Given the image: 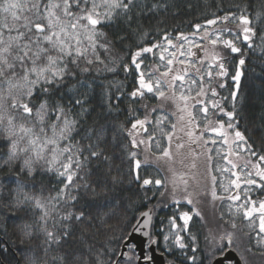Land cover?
Listing matches in <instances>:
<instances>
[{
    "label": "snow or ice",
    "instance_id": "6c2138e0",
    "mask_svg": "<svg viewBox=\"0 0 264 264\" xmlns=\"http://www.w3.org/2000/svg\"><path fill=\"white\" fill-rule=\"evenodd\" d=\"M157 7L155 3L149 5L148 0H0V170L9 173L0 180V207L12 212L8 219L17 229L13 233L20 244L16 251L23 255L24 264H140L141 259L144 264H156L152 251L154 247L160 249V236L164 241L160 251L163 264H237L226 255L236 246L234 231L206 236V247L201 251L190 226L194 216L203 219L195 206L180 211L178 216H169L167 225L161 221L158 231H154L153 209L140 212L130 232L120 237L127 252L107 244L97 247L82 238L77 243L72 229L73 222L91 223L90 214L86 217L83 211L74 210L81 190L95 201L122 186L125 160L128 176L134 175L139 181L142 165L150 166L153 155L156 161H173L172 144L177 150L184 149L186 137L191 167H197L196 160L206 150L211 175L213 156L208 145L217 144L213 136L222 138L220 143L228 146L222 158L231 164V169L217 167L215 171L230 172L234 179L228 186L221 180L220 187L228 193L223 196L216 190L217 177L211 175V197L231 202V219L226 222L231 229L237 228V216L248 222L250 232L245 235L260 249L264 264V199L257 201L250 195L253 189L264 191V155L238 130V121L233 124L234 112H225L221 102L214 99L217 86L225 87L219 81L228 76L229 54H241L231 77L237 88L241 66L246 62L245 50L264 57V0H256L255 4L249 0L239 16L229 10L223 16L213 14L214 18L205 20L204 25L194 24L192 36L199 42L179 33L176 40L183 42L174 43L167 31L160 40L148 42L150 33L140 22ZM232 21H238L236 30L217 27ZM113 28L117 31L110 38L106 30ZM201 31L203 35H198ZM185 43L189 45L187 50ZM118 45L127 48L130 64L117 51ZM193 48L205 55L197 56ZM157 53L158 62L148 71L143 70L147 56L155 60ZM132 66L137 73L132 91L125 93L115 81L103 82L108 80L106 74L118 76L121 70L128 74ZM97 96L108 117L114 113L119 116V102L127 97L126 120L116 124L107 118L102 122L97 119L85 128L83 121L93 111L90 105ZM231 97L235 102L237 91H232ZM149 99L157 103L149 106ZM136 104L144 109L143 118ZM169 104L174 111L168 110ZM217 110L228 117L227 123L211 118ZM163 140L168 146H162ZM106 146L113 149L111 155L106 154ZM216 151L219 154L221 150ZM241 153L255 157V162L248 159L239 167L229 159ZM92 161L106 163L103 178L92 179ZM169 171L171 177L143 180L139 190L145 192V199L146 186L154 183L156 191L163 188L161 197L182 206L177 196L183 184V200L193 204L188 181L181 178L177 182L175 171ZM49 174H54L62 186L55 196L37 195V177ZM98 206L106 205L101 202ZM36 210L40 212L38 217ZM30 215L33 219L28 222ZM137 233L146 238L140 256L135 255L137 245L131 242ZM35 241L39 243H30ZM237 250L238 264H251L245 253L255 255L252 247Z\"/></svg>",
    "mask_w": 264,
    "mask_h": 264
},
{
    "label": "trees",
    "instance_id": "16d2710c",
    "mask_svg": "<svg viewBox=\"0 0 264 264\" xmlns=\"http://www.w3.org/2000/svg\"><path fill=\"white\" fill-rule=\"evenodd\" d=\"M251 2L255 4L256 0H251ZM148 3L149 5L155 3L158 7L140 22L143 30L150 33L147 37V41L156 42L160 40L163 32L167 31L170 33L173 42H176V37L179 33H183L185 36H191L195 31L193 25L197 23L204 25L205 20L214 18L213 14L223 16L225 12L230 10L239 16L240 10L249 3V0H148ZM226 25L236 30L238 21H232ZM226 25L220 24L219 27H226ZM106 31H109L110 38H114L112 33L117 31V29L113 28ZM157 33H159V35H157ZM125 43L135 44V41H126ZM239 46L244 47V45ZM121 49H123V51H121ZM132 50L134 51L135 48L133 47ZM117 51L120 55L125 56L126 62L130 64L131 58L127 55V48L124 45H118ZM158 55L159 53H157V58L154 60L149 54L145 59L144 65H142V69L148 71L153 67L158 62ZM240 58V53L229 54L226 63L228 76L220 78L219 81L225 83V87L219 88L217 86L218 95L214 99L221 102V107L224 108L225 112H234L235 119L232 121L233 124H237L238 121V130L245 135L248 142L254 146L256 151L264 155V57L252 55L245 50L244 58L246 62L241 66L242 75L239 87L237 88L231 77L235 75ZM106 75L108 76V80L103 81L104 83L115 81L122 87L125 93L132 91L135 87L137 73L134 66L131 67L128 74H125L121 70L118 76H113L112 74ZM234 90L237 91L235 102H233L231 97V93ZM97 91L99 92V89H97ZM115 94L116 90L115 87H113V99L115 98ZM146 103L152 106L157 102L154 99H149ZM100 104L101 99L97 96L90 105L93 111L87 115L83 121V126L85 128L90 126L97 119H100L102 122L107 118L119 124L128 117L129 102L127 97L119 102L118 117L115 113L113 116L108 117L106 111L102 112ZM135 107L140 109L139 116L143 118L145 114L144 109L140 104H136ZM211 117L214 120H221L225 123L228 122V117L218 110L214 115H211ZM149 130L150 132L152 131L151 126ZM76 139H79V137ZM165 141L166 140L162 141V146H164ZM87 143L86 140L83 142L85 147ZM115 151L117 155L120 154L119 148H116ZM153 151L154 153L156 152L155 147H153ZM105 152L107 155H111L113 149L106 146ZM85 155H87V152H85ZM143 155L144 153L141 151L142 160ZM245 155L248 159L255 162V157L250 158L248 154ZM154 157L155 155L152 157L150 166L142 165L139 171V181L134 180V175L133 177L128 176L129 164L125 160L121 168L124 174L123 185L117 186L115 190L110 191L99 200L94 201L90 194L86 195L83 190H81L80 198L78 202L74 204V210L77 212L83 211L86 217L90 214L91 223H88L87 220L84 224L72 223L74 239L77 243H79L82 238L97 247L107 244L109 247L120 251L122 246L120 241L121 235L129 232L131 225L136 220L135 217H138L140 212L149 208L153 209L154 231H158L161 227V221L167 225L169 216L174 213L178 216L180 211H189L191 209V207L184 204L182 206L173 204L168 197H161L160 192L163 191V188L156 191L154 183L146 186L148 199H145V192L139 190L143 180L151 179L154 181L155 179H163L162 171L155 162ZM118 162L119 161H117V163ZM89 167L92 172V179L96 180L103 178L107 165L103 161H92ZM8 175L7 169L0 170V180H4ZM130 179L132 180L131 183L129 182ZM35 183V193L37 195H43L44 197L55 196L62 186L54 174H49L42 178L38 176ZM109 188H111V184H109ZM153 192H155L154 196ZM251 196L256 200L264 199V191L253 189ZM101 202H104L106 206L99 207L98 205ZM221 202L222 203L219 204L215 203L211 208V211H213L215 215L210 213L211 217L207 214L203 216V219L194 216L193 220L190 221L191 231L197 236V243L201 251L206 247V236H217L219 232L223 231V228H229L227 230L234 231L231 229L230 223H226L231 219L230 213L221 208L228 200ZM165 203H167V207L164 206ZM11 215L12 212L10 209L0 207V246L4 249L0 251V264H17V262H19V264H24L23 255L16 251V248L20 247V244L17 237L13 235L17 229L13 221L8 219ZM35 215L36 217L40 215L39 210H36ZM214 216L216 220L215 224L217 225H214L211 229H206V224H208L210 219ZM32 219L33 217L30 215L28 222H31ZM235 222L237 228L234 232L243 235L246 241V247H252L253 253H255V255L250 253V257L255 259L259 258L260 249L255 248L254 240L245 235V233L250 232L249 227L245 226L248 222L244 221L242 216H237ZM180 223H182V221ZM252 235H254V233ZM237 237L238 235H236V239ZM159 240L161 247L157 249L158 252L163 249L164 245L162 236L159 237ZM30 243H39V241ZM68 243L72 244V241L70 240ZM233 249L237 251L236 246L233 247ZM168 258L171 259L172 257L169 256Z\"/></svg>",
    "mask_w": 264,
    "mask_h": 264
},
{
    "label": "rangeland",
    "instance_id": "374dc122",
    "mask_svg": "<svg viewBox=\"0 0 264 264\" xmlns=\"http://www.w3.org/2000/svg\"><path fill=\"white\" fill-rule=\"evenodd\" d=\"M217 27H219V25H217ZM226 27L232 29V27L229 25H226ZM233 30H235V29H233ZM198 35H203V31H201ZM188 37L190 39L195 40L196 42H199V40L196 37H193L192 35L188 36ZM180 42H183V41H180ZM180 42L176 41L174 43H180ZM188 47H189V45L187 43H185V50H187ZM208 47L210 48L211 46H208ZM176 51H177V53H179L178 48L176 49ZM193 51L196 52L197 56H199V57H203L205 55L204 52L201 50L193 48ZM167 107H168L169 111L175 110L174 106L171 104H169ZM203 123H204V121L202 120L201 124L203 125ZM178 134L181 136L183 135L182 133H178ZM212 138L217 140V144L212 145L211 143H209V145H208V147L212 149V156H213V159L211 162V167H212L213 171L211 172V175H215L217 177V189L216 190H217L218 194L223 195V196H227L228 193H225L223 191V188L220 187V182L222 180L223 184L225 186H228L229 180L234 179V177H231L230 172H218V171H215V169L217 167H219L220 169H223V168L231 169V164H229L227 161H225L222 158L224 155L227 154L228 146L222 145L220 143L222 138L215 137V136H213ZM184 140H185L184 149L177 150L175 143L172 144L171 151H172V154L174 156L173 161H165V160L156 161V159L154 157L155 162L160 167L162 174H163V178L164 177H171L172 173H171V171H169V169L171 168L176 173L177 182H179L181 180V178L188 181V192L192 193L193 204H187V202L183 200V195H184V193L182 191L183 190V184H181L180 185L181 192L178 193L177 198L181 199L182 205L184 204V205H187L191 208L193 206H195V208L200 211L202 217L207 215V214L209 217H211L210 213H213V211H211L212 206L215 203L219 204L222 202L220 200L214 201L211 197V194H210L211 189H212V181H211V175L208 173V162H207L206 150H205V154L201 155L196 160L197 167L192 168L191 167L192 157L189 154L188 144L186 143L187 138L185 137ZM164 146H168L167 140L165 141ZM193 147H195V145H193ZM217 148H219L221 150L219 154H217V151H216ZM197 151H200V149L197 148ZM245 154H247V153H241L240 157L230 156L229 159L232 160L233 162H235L239 167H242L246 163V161L248 160V158ZM248 169L252 170L251 164L248 165ZM243 188H244V185L241 186V192H242ZM251 193H250V195H251ZM242 196H243V193H242ZM259 200H257V201H259ZM229 203H231V202L230 201L226 202L225 204H223V206L221 208H223L224 211L229 212V208H228ZM215 222H216V220H215V216H214L213 218L210 219L208 224H206V227H207L206 229H211L212 227H214V225H217V224H215ZM245 226L248 227V223H246ZM227 229H229V228H223L222 230L225 231ZM223 231L219 232L217 237ZM236 233L235 234L238 235L237 239L235 240L236 249H239V250L247 249L244 236L240 235V233H238V232H236ZM255 248H256V246H255ZM235 252L238 255V253H237L238 250ZM245 254L248 256V259L250 260L251 264H262V258L260 256H259V258L255 259V258L250 257V253H245Z\"/></svg>",
    "mask_w": 264,
    "mask_h": 264
},
{
    "label": "water",
    "instance_id": "95a60500",
    "mask_svg": "<svg viewBox=\"0 0 264 264\" xmlns=\"http://www.w3.org/2000/svg\"><path fill=\"white\" fill-rule=\"evenodd\" d=\"M144 211H148V209H146ZM134 223H136V220H135ZM130 230H131V228H130ZM130 230H129V232H130ZM145 239L146 238H144L142 235H140L138 233L132 235L131 242L133 244L137 245V249L135 251L137 256H140L142 254V252L144 251V241H145ZM120 251L127 252V248H124L123 246H121V250ZM152 254L155 257L156 264H163V257L160 256V252H158L155 247L153 248ZM226 255H228L230 260H234L238 264L240 258H239V256L236 254V252L232 248L226 252ZM140 264H144V261L142 259L140 261Z\"/></svg>",
    "mask_w": 264,
    "mask_h": 264
}]
</instances>
